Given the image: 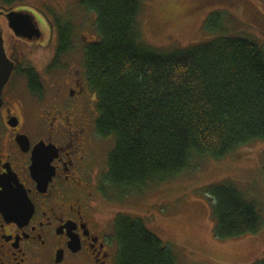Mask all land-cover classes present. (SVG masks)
Instances as JSON below:
<instances>
[{"label":"trees","instance_id":"16d2710c","mask_svg":"<svg viewBox=\"0 0 264 264\" xmlns=\"http://www.w3.org/2000/svg\"><path fill=\"white\" fill-rule=\"evenodd\" d=\"M80 4L94 13L99 37L84 48V70L96 132L114 137L107 184L127 192L184 172L194 157L219 159L264 140V52L255 40L220 35L164 51L141 39L140 0ZM206 193L216 237L260 229L255 202L234 184L215 183ZM115 239L116 264H175L170 246L139 218L119 214ZM254 264H264V256Z\"/></svg>","mask_w":264,"mask_h":264},{"label":"flooded vegetation","instance_id":"af4514ba","mask_svg":"<svg viewBox=\"0 0 264 264\" xmlns=\"http://www.w3.org/2000/svg\"><path fill=\"white\" fill-rule=\"evenodd\" d=\"M61 5L67 16L81 6L0 0L3 48L13 65L0 94V264L117 261L115 219L122 213L111 210L107 193L115 188L98 153L106 138L96 132V100L78 52L94 39L56 18ZM14 16L32 27L13 24ZM256 21L264 30V19ZM40 144L56 150L41 154L32 171Z\"/></svg>","mask_w":264,"mask_h":264},{"label":"rangeland","instance_id":"374dc122","mask_svg":"<svg viewBox=\"0 0 264 264\" xmlns=\"http://www.w3.org/2000/svg\"><path fill=\"white\" fill-rule=\"evenodd\" d=\"M140 3L137 26L141 39L154 48L164 51L185 48L227 35L253 39L264 52V30L256 21L264 19V0H140ZM63 5L57 6L56 18L73 33L97 41L94 13L77 5L67 16ZM219 25L221 28L217 29ZM78 52L84 58V51ZM99 146V162L104 170L114 137L104 139ZM220 182H231L255 202L262 219L256 233L222 239L215 236L212 203L206 188ZM108 192L111 210L141 219L163 244L170 246L175 264H254L264 256V140L248 143L219 159L194 157L187 170L161 182L127 192L115 189ZM109 226L113 232L112 221Z\"/></svg>","mask_w":264,"mask_h":264},{"label":"water","instance_id":"95a60500","mask_svg":"<svg viewBox=\"0 0 264 264\" xmlns=\"http://www.w3.org/2000/svg\"><path fill=\"white\" fill-rule=\"evenodd\" d=\"M12 22L15 25H19L22 24L25 27H32V24L30 23V20L27 19L26 17H18V16H14L12 18ZM33 33H36L33 31ZM12 63L8 60V58L5 55L4 52V48H3V42H2V36H1V32H0V94H1V90L3 85L5 84V82L7 81L9 74L12 70ZM0 102H1V98H0ZM47 149L52 152H54L56 150L55 146H44L43 144L37 145L34 149V159H33V166H32V171L35 170V168L38 166V158L40 157L41 154L45 153L47 151Z\"/></svg>","mask_w":264,"mask_h":264}]
</instances>
